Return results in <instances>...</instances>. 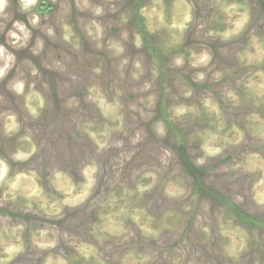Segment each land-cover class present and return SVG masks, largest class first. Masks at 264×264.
Segmentation results:
<instances>
[{
  "label": "rangeland",
  "instance_id": "obj_1",
  "mask_svg": "<svg viewBox=\"0 0 264 264\" xmlns=\"http://www.w3.org/2000/svg\"><path fill=\"white\" fill-rule=\"evenodd\" d=\"M0 264H264V0H0Z\"/></svg>",
  "mask_w": 264,
  "mask_h": 264
},
{
  "label": "bare ground",
  "instance_id": "obj_2",
  "mask_svg": "<svg viewBox=\"0 0 264 264\" xmlns=\"http://www.w3.org/2000/svg\"><path fill=\"white\" fill-rule=\"evenodd\" d=\"M38 45H39V44H38ZM4 46H5V47H8V46H6V44H5V43H4ZM1 49H2V48H1ZM199 154H200V152H199ZM36 256H37V255H36Z\"/></svg>",
  "mask_w": 264,
  "mask_h": 264
},
{
  "label": "clouds",
  "instance_id": "obj_3",
  "mask_svg": "<svg viewBox=\"0 0 264 264\" xmlns=\"http://www.w3.org/2000/svg\"><path fill=\"white\" fill-rule=\"evenodd\" d=\"M19 26V25H18ZM238 27H239V25H238ZM205 59H207V57H205Z\"/></svg>",
  "mask_w": 264,
  "mask_h": 264
}]
</instances>
